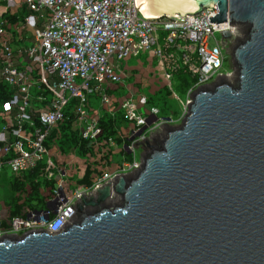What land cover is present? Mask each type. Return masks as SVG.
<instances>
[{"label":"water","instance_id":"95a60500","mask_svg":"<svg viewBox=\"0 0 264 264\" xmlns=\"http://www.w3.org/2000/svg\"><path fill=\"white\" fill-rule=\"evenodd\" d=\"M137 4L151 18L217 7L210 22L241 31L235 77L197 89L179 126L137 145L140 169L80 194L61 231L3 234L0 264H264V0Z\"/></svg>","mask_w":264,"mask_h":264},{"label":"built area","instance_id":"2783aa9c","mask_svg":"<svg viewBox=\"0 0 264 264\" xmlns=\"http://www.w3.org/2000/svg\"><path fill=\"white\" fill-rule=\"evenodd\" d=\"M217 14L215 7L194 18L145 17L137 0H0V84L11 91L8 100H0V182L7 178L12 183L37 169L46 197L42 209L29 207L16 216L0 198V238L61 231L73 220L80 194L89 196L110 178L140 169L143 152L137 157V151L144 146L137 145L154 143L153 135L167 124L179 126L197 89L216 78L235 77L234 67L227 71L224 65L239 27L230 25L229 17L210 22ZM225 32L232 37L225 38ZM144 52L160 59L170 97L178 98L173 88L177 73H189L195 82L180 99L179 117H162L158 107L147 108L144 95L122 101L119 112L132 127L127 150L133 159L113 170L118 141L105 137L103 116L91 108V97L99 93L102 106L115 117L107 87L122 81L116 63ZM70 104L73 129L94 147L87 161H105L92 166L101 175L91 186H73L68 167L51 154L52 147L61 152L51 136L68 119Z\"/></svg>","mask_w":264,"mask_h":264},{"label":"trees","instance_id":"16d2710c","mask_svg":"<svg viewBox=\"0 0 264 264\" xmlns=\"http://www.w3.org/2000/svg\"><path fill=\"white\" fill-rule=\"evenodd\" d=\"M175 79L179 85V90L184 94L187 93V90L195 82V79L189 73L183 71L177 73ZM169 96V91L160 98H158L159 95L152 96L149 98V103L158 107L163 114V117L171 116L172 114L179 117V113L176 110H172V107H169V103L167 102ZM10 97L11 91L9 88L0 84V100L6 101ZM156 98H158V100H155ZM71 107L72 104L67 108L68 119L61 125L59 131H55L52 134L51 143L57 144L61 152L64 154L75 151L78 156L86 157L87 155L94 153V147L91 146L89 142L82 141L79 138L77 131L73 129L74 117L71 113ZM120 123L121 121L118 118L116 119L115 117L104 115L101 119V125L104 129L105 137H113L120 143L122 139L117 136ZM128 158V160L132 159L130 156ZM102 162L103 161L95 160L87 161L84 175L78 180V184L80 186H91L94 183V180L97 179V175H101V172L97 169H92V166L99 163L102 164ZM43 184H45V181L39 177L37 169L15 178L11 184L10 194L3 198L6 207L11 211V216L23 215L24 210L29 207L42 209L44 206L42 204L43 198H46L41 191V186Z\"/></svg>","mask_w":264,"mask_h":264},{"label":"crops","instance_id":"0c3cea01","mask_svg":"<svg viewBox=\"0 0 264 264\" xmlns=\"http://www.w3.org/2000/svg\"><path fill=\"white\" fill-rule=\"evenodd\" d=\"M117 68L119 69L122 81L118 84H111L107 88V92L110 95V97L114 100L115 104V118L119 119L121 121L119 127H118V134L117 136L122 139V141L118 144L115 148H113L114 153V162L111 163L110 169L115 170L118 165H120L123 161H131L133 159V155L130 154V152L127 150V145L130 143V132H131V125L126 122L119 112V106L122 103V101L128 97H133L135 99L141 97L142 95L147 96L148 101L149 98L152 96H156L161 91L153 94V95H147L145 92H143V89L140 88L141 84H144L143 81H147L148 85L154 84L157 82V78L160 77L163 79L164 77V68L162 66V63L160 59L152 52H144L139 57H132L122 62H117ZM164 80V79H163ZM164 90H167V87L165 86ZM91 108L95 111L100 113L102 116H112V113H109L107 108L103 107L101 104V99L99 96V93H94L91 97ZM153 107L150 103H148L147 108ZM161 114V112H160ZM163 117V116H162ZM166 117V116H164ZM170 117V116H167ZM105 118V117H104ZM140 151V155L143 152ZM51 154L54 156V159L58 161V163H63L65 166L68 167V170L71 169L73 172V178H69L71 184L74 183L72 181H75L73 179H77L75 183H78V180L81 179L80 170H83V173L85 172L86 166H87V159L89 158V155L86 157H80L75 153V155H71L72 153L64 154L62 152H56L55 148H51ZM131 157V160H128V157ZM90 161V160H89ZM78 171V172H77ZM7 179V178H5ZM9 181V190L11 192V181L10 179H7ZM2 186L6 187V185L2 182H0V187ZM4 189V188H3ZM10 194V193H9ZM8 194V195H9Z\"/></svg>","mask_w":264,"mask_h":264},{"label":"rangeland","instance_id":"374dc122","mask_svg":"<svg viewBox=\"0 0 264 264\" xmlns=\"http://www.w3.org/2000/svg\"><path fill=\"white\" fill-rule=\"evenodd\" d=\"M241 34L240 29H238V34L237 37ZM236 37V38H237ZM235 38V39H236ZM235 39L232 40L231 45L229 47L228 53H225V65H224V70H232V66H233V58L231 56V51H232V46L235 42ZM144 84H141L140 88L143 89V92H145V94L147 95H153L159 91H161V93H159V97H163L164 94L166 93V90H164L165 86H166V81H164L163 79H161L160 77L157 78V82L151 85H148L147 81H143ZM173 88L175 91V94L178 96L177 97H170L167 100V102L169 103V107H172V110H176L179 113V116H182L183 114V110H182V106H181V102L180 99L184 100L186 97V94L181 93V91L179 90V85L176 82V79L173 80ZM157 91V92H156ZM158 98H156L155 100H158ZM161 116H163V114L161 113ZM172 117H176V115H171ZM137 157H140V151H137ZM78 172V171H77ZM80 176L83 177L84 173L83 170L79 171ZM68 174H69V178H73V172L71 169L68 170ZM75 181H77V179H73ZM75 181H72L74 183L73 186L76 185ZM4 183L6 185V187L2 186L3 188L0 187V198H5L9 193L10 190L8 188L9 186V181L5 178L1 179V183Z\"/></svg>","mask_w":264,"mask_h":264},{"label":"bare ground","instance_id":"6f19581e","mask_svg":"<svg viewBox=\"0 0 264 264\" xmlns=\"http://www.w3.org/2000/svg\"><path fill=\"white\" fill-rule=\"evenodd\" d=\"M142 11V10H141Z\"/></svg>","mask_w":264,"mask_h":264}]
</instances>
